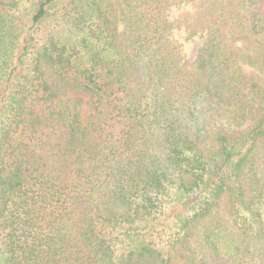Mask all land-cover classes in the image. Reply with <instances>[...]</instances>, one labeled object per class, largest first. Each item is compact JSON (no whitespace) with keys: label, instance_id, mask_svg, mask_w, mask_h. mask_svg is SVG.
<instances>
[{"label":"trees","instance_id":"obj_1","mask_svg":"<svg viewBox=\"0 0 264 264\" xmlns=\"http://www.w3.org/2000/svg\"><path fill=\"white\" fill-rule=\"evenodd\" d=\"M0 264H264V0H0Z\"/></svg>","mask_w":264,"mask_h":264},{"label":"rangeland","instance_id":"obj_2","mask_svg":"<svg viewBox=\"0 0 264 264\" xmlns=\"http://www.w3.org/2000/svg\"><path fill=\"white\" fill-rule=\"evenodd\" d=\"M180 9L181 7L172 8L168 13V17L170 19H174ZM172 38L173 42L178 46L181 55L188 63H191L195 59L198 49L204 42L203 37H194L191 39H187L184 30L179 28H174L172 32ZM244 71L246 72V74H250L252 72V68L244 67ZM74 94L80 99L84 113H86L88 109L87 102L89 99V94L82 91H75Z\"/></svg>","mask_w":264,"mask_h":264}]
</instances>
